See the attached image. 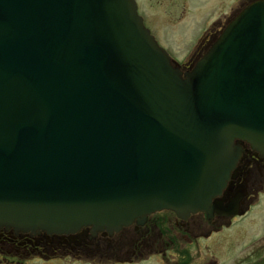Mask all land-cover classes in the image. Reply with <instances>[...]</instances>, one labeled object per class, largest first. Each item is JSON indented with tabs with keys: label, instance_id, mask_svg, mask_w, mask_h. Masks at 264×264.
Instances as JSON below:
<instances>
[{
	"label": "water",
	"instance_id": "95a60500",
	"mask_svg": "<svg viewBox=\"0 0 264 264\" xmlns=\"http://www.w3.org/2000/svg\"><path fill=\"white\" fill-rule=\"evenodd\" d=\"M246 142L264 152V0L187 72L135 0H0V230L211 214Z\"/></svg>",
	"mask_w": 264,
	"mask_h": 264
},
{
	"label": "flooded vegetation",
	"instance_id": "af4514ba",
	"mask_svg": "<svg viewBox=\"0 0 264 264\" xmlns=\"http://www.w3.org/2000/svg\"><path fill=\"white\" fill-rule=\"evenodd\" d=\"M144 1L148 6L162 3V1H156L155 4H151L150 0ZM251 1L240 0L237 4L241 9ZM138 3L139 8H142L141 0H138ZM240 9L233 8L235 13ZM184 12H186L185 9ZM219 21L207 28L211 32L203 36L201 45L192 55L190 63L201 58L216 39L219 31L225 27L229 18L227 17L222 25ZM216 27L219 28L217 31ZM263 195L264 154L246 145L245 153L232 172L227 188L214 200L216 212L211 216L205 212L191 213L186 217H180L172 211L159 212L150 216L145 225L127 227L113 236L99 234L94 240L87 239L82 233H79L81 237L76 240L73 239L75 235L57 237V243L53 248H46L47 242H53V239L47 235L32 237L29 234H16L13 231L3 230L0 231V252L17 258L35 257L47 252L51 255L77 254V258L81 259L85 257L84 255L89 257L98 255L101 259H108V261L114 259L120 262H132L147 256H158L168 259L167 264H194L195 262L217 264L215 252H211L209 247L204 246L205 256H203L201 244L213 238L216 244L217 234L254 217L256 219L250 226L256 232L252 233V236L258 235L264 230ZM257 216L261 218L258 219ZM174 250L180 255V261L175 260V254H170ZM244 252L248 256L243 261L244 264H264V232L253 242L251 241L244 248Z\"/></svg>",
	"mask_w": 264,
	"mask_h": 264
},
{
	"label": "rangeland",
	"instance_id": "374dc122",
	"mask_svg": "<svg viewBox=\"0 0 264 264\" xmlns=\"http://www.w3.org/2000/svg\"><path fill=\"white\" fill-rule=\"evenodd\" d=\"M156 1H162L161 5H157V3L148 6L146 1L141 0V4H143L140 11L141 15L146 19L148 28L156 36L160 45L179 64H184L191 56L202 37L201 35H204L205 32H211L207 28L219 20L222 25L231 13V15L235 14V9H240L239 4H237L240 0H150L151 4H155ZM218 29L216 27V31ZM262 199L264 202V195ZM257 218L260 219L261 217L257 216ZM255 219L256 217L247 219L243 223L240 222L237 226L217 234L215 237L216 244L214 238L209 242H203L204 244H201L203 256H205L204 246H206L211 252H215L217 264H240L243 262L248 257L244 248L264 232L262 230L258 235L252 236V233L256 231L251 229L250 225ZM170 254H175V260L180 261V255L176 250L171 251ZM36 256L25 258L22 264H167L169 261L158 256H147L132 262H120L114 259L108 261L107 259H100L98 256L93 258L82 257L84 259H81L77 258V254L61 257L46 253L43 258H40L39 255ZM6 258L9 260L7 261ZM5 263L15 264L17 259L8 258L0 253V264Z\"/></svg>",
	"mask_w": 264,
	"mask_h": 264
}]
</instances>
